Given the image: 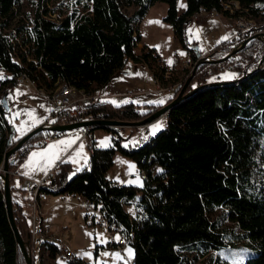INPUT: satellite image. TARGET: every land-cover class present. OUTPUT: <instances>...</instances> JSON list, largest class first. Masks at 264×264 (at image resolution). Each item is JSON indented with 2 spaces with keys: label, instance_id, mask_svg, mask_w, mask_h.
<instances>
[{
  "label": "trees",
  "instance_id": "obj_1",
  "mask_svg": "<svg viewBox=\"0 0 264 264\" xmlns=\"http://www.w3.org/2000/svg\"><path fill=\"white\" fill-rule=\"evenodd\" d=\"M220 1L185 0L187 8L178 13L177 0H90L89 11L68 14L58 22L43 17L47 9L38 10L29 29L23 25L15 28L19 44L25 49H17L22 62L19 66L12 44L4 35L11 28L18 0H0V69L7 73L0 80V101L4 102L0 103V163L6 151L19 141L5 107L9 89L19 85V72L25 71L38 88L66 83L87 91L107 85L128 60L144 62L157 72L160 56L155 49L143 44L136 51L141 42L137 23L149 7L155 2L166 5L163 21L186 47V19L200 6L218 7ZM238 1L244 7L250 5L249 13L253 17L264 19V0ZM130 6L134 9L128 14L124 8ZM241 42L240 36L221 41L207 53L211 61L197 67L185 90L188 95L170 107L167 128L151 136L141 148L126 151L121 144L125 137L121 134L111 140L110 147H94L88 156V167L75 175H71L75 171L71 163L58 162L53 180L43 183L40 190L52 195L67 191L100 205L111 218L133 231L128 245L133 250L135 264H195L211 252L229 248L226 241L231 237L254 251L244 264H264V42L253 38L227 59L213 61ZM191 54L199 58L202 52ZM223 72L234 73L237 78L210 82V77ZM188 76L167 103L178 94ZM194 81L195 87L203 85L190 93L195 88ZM107 101L95 99L75 113L64 110L54 118L55 123L82 120L134 123L161 107L148 103L115 107ZM41 135L42 132L35 133L9 157L11 192L12 174L26 157L33 140ZM13 137L18 138L13 140ZM117 151L133 159L137 169L147 171L143 187L118 185L106 179L105 173ZM224 165L235 175V192L228 196L222 194L230 180L222 171ZM155 166L161 170L154 174ZM140 192L143 213L129 219L124 205L136 199ZM19 194L29 196L25 192ZM12 212L29 249L31 224L23 205L13 195ZM47 247L54 257L55 245L48 243ZM0 264H25L8 221L1 179ZM70 264L82 263L76 260ZM216 264L228 263L217 260Z\"/></svg>",
  "mask_w": 264,
  "mask_h": 264
},
{
  "label": "rangeland",
  "instance_id": "obj_2",
  "mask_svg": "<svg viewBox=\"0 0 264 264\" xmlns=\"http://www.w3.org/2000/svg\"><path fill=\"white\" fill-rule=\"evenodd\" d=\"M177 10L178 13H182L184 11V7H179L180 4L185 5V0H177ZM90 6V0H18L15 7V18L10 23L12 29H15L16 26H26L28 29L30 28L31 20L34 14L38 10L44 11L45 9L51 10L52 13H55L56 19H61L62 17L68 14H80L85 11H89L88 8ZM125 11L130 14L132 13L134 7H125ZM166 13V5L161 2H155L152 6L149 7L148 12L139 20L137 23V29L139 34L142 36V43L147 44L148 46L154 47L156 52L161 56V58L167 63L169 59H176L179 61V64H172L170 67L173 70V82H182L185 78V74L189 71L188 69L183 68V62L188 60L191 56V53H206L209 52L213 47L224 41L223 37L229 36L235 32V26L231 20L224 17H217L213 14H210L208 17L201 18L197 22L192 19V17H188L185 21L184 26V40L186 43V47H183L181 43L176 39L173 33L172 27L163 21V16ZM255 22L257 23L258 29H264V19L260 16L254 17ZM149 21H160L163 26L159 24H149ZM215 21L213 24L212 22ZM192 28L193 32L197 29H200V39L197 41L195 35L191 36V43H189L190 37L188 34V29ZM263 32V31H262ZM20 39V37L18 36ZM236 38V36H235ZM233 38V39H235ZM20 41V40H19ZM156 46H160L159 50H157ZM141 48V45H137L136 51L138 52ZM201 48L203 51H201ZM184 52L186 55L180 56L178 53ZM192 58V57H191ZM0 72L3 73V76H7V73L0 69ZM136 73H140L141 75H135ZM225 73L231 72H223L219 75H215L209 78L210 82L216 81H227L222 79L221 77ZM191 74V73H190ZM189 74V75H190ZM152 72L149 70L147 65L144 62H134L132 60H128L123 69L117 72V74L112 78V80L105 86H95L92 89V92L98 95H111L110 97H102L101 100H115V101H139L142 103H147V101L158 100L162 97H170V93L167 92H157V93H143L144 89H151L152 86L147 78V76H151ZM213 78H216L213 80ZM195 84V81L192 82V85ZM19 90L21 93H25L19 97L15 96V92ZM126 92H131V95H125ZM169 95V96H168ZM9 96H12V99H8ZM40 105H44L45 108H50L51 103L49 99L43 98L38 93L35 86L30 84H21L14 86L9 89L6 98H5V107L8 111V121L13 112L30 109H36V115L39 118L45 120V117L49 115V112H46L44 108H41ZM11 109V112L9 111ZM28 117L21 115V117L16 120V124L19 125L21 120H27ZM163 122L160 118L153 121L149 126V134L151 126ZM10 123V122H9ZM11 127L13 125L10 123ZM121 131V129L119 130ZM130 130L124 129V132L121 134L125 138H128ZM139 134V130H135L134 134L130 133V136L136 137ZM110 137V132L97 129L95 131V138L97 139V143L105 138ZM40 138V137H38ZM34 139L32 142V146L28 151L26 157L22 160V162L18 165L16 171L19 175L24 171L21 167L28 159V156L32 151H39L43 148H38L34 146L35 141L38 139ZM85 145L84 151L89 156L87 151V147L85 142H82ZM121 144L124 145V141H121ZM99 145V143H98ZM79 146V145H78ZM78 146L76 148H78ZM47 147V146H46ZM45 148V147H44ZM72 150L71 154L76 150ZM120 161L126 162L125 164H121ZM83 161H81V164ZM3 161L0 163V172L3 173ZM58 164V163H57ZM129 164L135 165L136 173H138L136 163L130 157H127L117 151L113 158L112 166L106 171L105 177L112 183L122 182L124 184H130L128 181L136 180V175H129L130 169L128 168ZM78 165H74L71 163L72 169H75ZM161 168L159 166H155L152 168V173H156L160 171ZM224 174L230 178L227 182V187L222 191L224 196H228L234 194L235 192V175L231 172L230 168L227 165H224L222 168ZM43 174H36L32 179H40ZM24 176V175H22ZM26 177V176H24ZM1 178V177H0ZM28 178V177H26ZM118 178V179H117ZM141 180V179H140ZM142 181V180H141ZM143 183V182H142ZM136 185V184H130ZM11 194L14 199L19 201L21 200L22 195L19 193L14 194V190H12ZM141 194V193H140ZM140 194L137 195V198L134 199L131 203L124 205L125 210L129 213V216L134 218L135 216L142 215V209L139 204ZM55 201H60L59 195H48V200L44 206H50ZM58 203V204H56ZM50 208L42 207L45 212L44 218L50 220L52 223H58L59 230L54 235V242H59L60 244L66 245L73 252L77 259L81 261L82 264H117V260H114L112 254L119 253L114 248L110 247L108 244H101L97 237V234L101 233L98 231L97 227L89 224V220H84V211L79 208L76 204L73 203H59L56 202ZM27 215L31 213V206L27 209ZM40 216V215H37ZM225 226V225H224ZM86 233H91L92 237L90 238ZM100 237L107 240L104 234H99ZM96 241V242H95ZM226 242L230 243V247H226L225 249H219L216 252H211L203 258L198 259L195 264H216L217 260L225 261L228 264H231V261L236 256H242L244 258V262L249 257L254 255V251L245 245L243 242L235 240V238L231 240H227ZM95 245V247H93ZM97 245H99V249L97 251ZM34 250V264H39V258L41 255V243L38 238L33 247ZM84 252L92 253L93 259H88L82 257L80 254ZM109 253L108 256L103 255V253ZM50 264H70L64 262L59 258L58 255H55V258H50ZM46 263V264H49Z\"/></svg>",
  "mask_w": 264,
  "mask_h": 264
},
{
  "label": "built area",
  "instance_id": "obj_3",
  "mask_svg": "<svg viewBox=\"0 0 264 264\" xmlns=\"http://www.w3.org/2000/svg\"><path fill=\"white\" fill-rule=\"evenodd\" d=\"M249 7H244L238 0H222L219 3V6L213 7H205L200 6L197 11H195L191 17L194 21H198L201 18L208 17L210 14H213L217 17L225 16L229 20H231L235 26L236 34L235 36H240L242 40L253 37L254 35L263 33L261 37L264 39V29H258L257 23L254 20V17L249 13ZM45 19H49L55 22H58V19L55 17V13H52L51 10H48L46 14L43 15ZM263 31V32H262ZM9 39L12 44L13 56L15 58L16 63L19 66H22L21 59L18 56L17 49L25 50L19 43L18 34L15 29H7V32L4 34ZM18 44V45H17ZM208 53V52H207ZM207 53H202L199 58H195L193 55L190 56L188 60L183 62V68L188 69L189 71L185 74L188 76L189 73L193 70V68L199 63L200 58H207ZM192 57V58H191ZM173 64H179V61L173 59ZM159 69L156 71L150 70L152 75L149 76L148 80L151 89H144L143 93H157V92H167L172 94L177 86L181 84L178 82H173V70L169 67V65L163 61L162 59L158 60ZM184 76V77H185ZM18 84H30L36 87L34 80L29 77V75L25 71H21L18 73ZM38 93L41 97L49 99L51 106L53 109L51 113L44 120L42 125L46 127H51L55 123H51L54 118L64 110H68L69 113H75L76 110L80 106H85L91 103L95 99H100L102 97H110L111 95H98L93 93L92 91H87L84 89H77L66 83H55L52 88H38L36 87ZM125 95H131V92H126ZM163 120V128H167L169 115L168 111L164 112L160 117ZM152 123V122H151ZM151 123L141 124V125H106L99 126L96 124H91L83 127H78L71 130L60 131V130H46L42 132L40 138H38L34 146L38 148H43L44 146L58 141L60 139H66L70 137H74L76 134H79L80 140L77 141V146L81 142H85L87 151L89 154L93 152L95 147V131L97 129H103L110 132V138L118 139L121 135V130H131L134 127L133 133L135 130H139V134L136 137L128 136V138H124V145L127 144L128 147L124 148L126 151H133L141 148L145 143L149 142L151 139V135L149 134V126ZM148 135L149 139L147 141L143 140L142 136ZM109 138V137H108ZM138 141L139 143L136 146H133L132 141ZM57 166L52 168L47 175H44L42 179L35 180L32 178H26L18 175L17 173L12 174V188L14 190V194L25 192L29 194V206H31V213L27 215L28 220L31 224V233H30V242L31 245L28 249V254L31 257V260L34 263V244L36 239H44L43 250L47 256H50L49 249L47 247V239H51L54 237L56 232L59 230L58 227H53L48 224H44L39 227L40 218L44 215V211L42 209L41 201L47 200L49 193L40 190V186L48 181L53 180L55 171ZM138 175L141 180L147 179V171L145 169H137ZM0 172V177H1ZM1 179V178H0ZM17 183H19V187H17ZM62 203H73L76 204L79 208L84 211L89 222H92L94 226L97 227L98 231L104 234L107 238L108 245L114 248L120 254H124V250L128 247V241L133 238V231L126 228L124 225L119 224L116 220L111 218L100 205L96 204L93 200L75 194L71 192H62L59 194ZM60 202V201H59ZM60 202V203H61ZM40 215V216H37ZM129 219H133L129 216ZM119 236L120 242L115 241V237ZM52 245V243H50ZM56 255L59 256L64 262L70 263L75 262L76 257L74 252L66 247L64 244L55 245ZM124 260H126L124 258ZM124 260L118 261L117 264H124ZM128 264H135L134 260L131 259L128 261Z\"/></svg>",
  "mask_w": 264,
  "mask_h": 264
},
{
  "label": "snow or ice",
  "instance_id": "obj_4",
  "mask_svg": "<svg viewBox=\"0 0 264 264\" xmlns=\"http://www.w3.org/2000/svg\"><path fill=\"white\" fill-rule=\"evenodd\" d=\"M179 7H184L185 9L187 8L186 5L180 4ZM159 24L160 26H163V24L160 21H149V24ZM213 24L215 21L212 22ZM200 29H197L195 32H193L192 28L188 29V34L190 37L189 43H191V36L195 35L197 41L200 39ZM229 36L223 37L224 41L229 40ZM160 46H156L157 50H159ZM201 51L203 49L201 48ZM180 56L186 55L184 52H179L178 53ZM173 60L169 59L167 61V64L169 67L172 66ZM135 75H141L140 73H136ZM224 80H233L237 78V75L234 73H225L221 77ZM5 79L3 76V73L0 72V80ZM10 79V78H9ZM216 78H213L215 80ZM195 87V85H193ZM25 93L19 92L17 90L15 92V96L19 97L21 95H24ZM12 96H9L8 99H12ZM169 98L162 97L158 100H153V101H147L148 104L150 105H155V106H163L166 103V100ZM0 103H4L3 101H0ZM107 103L113 104L115 107H120L122 104H128V103H141L139 101H129V100H124V101H107ZM41 108H44L46 112L51 113L53 109L51 108H45L44 105H40ZM11 112V109L9 110ZM144 114V113H141ZM21 115L27 116V120H21L20 124H16V120H18ZM46 119V117H45ZM9 122L13 125V128L17 133H19V138H22L23 136L27 135L34 127H37L39 124H42L44 122V119L39 118L36 115V109H30V110H24L23 112L21 111H16L13 112L9 118ZM55 120H52L51 123H55ZM163 128V122L156 123L151 126L150 129V135L155 136L157 132H159ZM18 137H13V140H16ZM143 140L147 141L149 139L148 135H143L142 136ZM80 140L79 134H76L74 137L66 138V139H60L58 141H55L53 143H50L47 145V147L39 150V151H32L30 155L28 156L27 161L21 166L24 171L21 173L22 175L28 177V178H33L34 175L36 174H44L47 175L48 172L57 166V163H72L74 165H78L75 168V171L71 175H75L76 172L82 171L84 167H88V157L87 154L84 151L85 145L81 142L79 143L78 148L72 153L71 156H68L67 159H62V157L66 156L70 150L73 149V146L76 145L77 141ZM100 147H110L111 145V138H105L104 140H101L98 142ZM139 142L138 141H132L133 146H136ZM125 147H128L127 144L124 145ZM81 161L83 163L81 164ZM121 164H125L126 162L120 161ZM128 168L130 169L129 175H136V180H130L128 183L130 184H136L139 187H143V183L139 178V175L136 173L135 165L129 164ZM90 170V169H89ZM71 175L69 176V179H71ZM118 179V178H117ZM19 183H17V187H19ZM90 238L92 237L91 233H86ZM97 237L99 239V242L101 244H107L108 241L97 234ZM120 237L117 236L115 237L116 242H120ZM95 247V245H93ZM127 257L128 260H124V257L121 256L120 253H114L112 254V257L114 260L121 261L124 260V264H128V261L131 260L133 257L134 253L131 248L126 249ZM82 257L88 258V259H93L92 253L90 252H84L80 254ZM103 255L108 256L109 253L105 252ZM231 264H244V258L242 256H236L235 258L232 259Z\"/></svg>",
  "mask_w": 264,
  "mask_h": 264
},
{
  "label": "water",
  "instance_id": "obj_5",
  "mask_svg": "<svg viewBox=\"0 0 264 264\" xmlns=\"http://www.w3.org/2000/svg\"><path fill=\"white\" fill-rule=\"evenodd\" d=\"M262 36H263V33H260V34L254 35L253 37H249V38L242 40V42L239 43L235 48H233L227 55L223 56L220 59H215L213 61L219 62L221 60L227 59L231 53H234L238 49L242 48L247 42H249L253 38H259L264 42V39L261 38ZM209 61H211L210 56H208V59L207 58H200L199 63L193 68L191 74L186 79L185 84L183 85L181 90L178 92V94L171 101L164 104L157 111L151 113L150 115L143 118L142 120H139V121L134 122V123L118 121V120H82V121H76V122L69 123V124H57V125L54 124L50 128L46 127L42 124H39L37 127H34L27 135L23 136L22 138H19V141L17 142V144L14 147H12L8 151H6V153L4 154V160H3V164H2L3 165V173L1 174V181L3 182V193H4V200H5V208H6V212H7L8 221H9V224H10L11 229L13 231L14 237H15L16 242L18 244V247H19V249H20V251L23 254V257L25 259V264H33V261L31 260V257L28 254V249L26 248V245L23 242V240L19 234V231L17 229L16 223H15V220L13 217L12 194L10 191L9 173H8V159H9L10 155H14L15 152L22 146V144L25 141H27L30 137H32L35 133L43 132V131H46L48 129L66 131V130H71V129H75L78 127L91 125V124H96L99 126H101V125H103V126H106V125H126L127 126V125H141V124L151 123V122L157 120L164 112L169 111V109L172 105L176 104L178 101H180L182 98H184L185 96L188 95V93H185V90L187 88V85L190 83V80H191L194 72L196 71L197 67L200 64H202L204 62H209ZM261 62H262V60H261ZM202 85L203 84L196 86L195 88H193L191 90L190 93L194 92L196 89H198Z\"/></svg>",
  "mask_w": 264,
  "mask_h": 264
},
{
  "label": "crops",
  "instance_id": "obj_6",
  "mask_svg": "<svg viewBox=\"0 0 264 264\" xmlns=\"http://www.w3.org/2000/svg\"><path fill=\"white\" fill-rule=\"evenodd\" d=\"M148 12V11H147ZM221 17H224L225 18V16H221ZM227 18V17H226ZM235 34H236V31L234 32V33H232L231 34V37H230V39H233V38H235ZM229 39V40H230ZM139 45H143V43H142V36H141V42L140 43H138ZM147 45V44H146ZM151 47V46H150ZM154 48V47H153ZM155 49V48H154ZM156 51V50H155ZM157 53V52H156ZM205 53V52H204ZM207 53V52H206ZM158 54V53H157ZM159 55V54H158ZM192 55V54H191ZM160 56V55H159ZM160 59H162L161 58V56H160ZM163 60V59H162ZM164 61V60H163ZM147 78H149V76H147ZM169 96V95H168ZM166 98H169V97H166ZM167 101H168V99L166 100V103H167ZM165 103V104H166ZM55 125H57V123H55ZM18 135V137H19V133H17ZM108 138V137H107ZM79 145V144H78ZM77 145V146H78ZM47 146V145H46ZM46 146H44V147H46ZM77 146H75L72 150H74ZM43 147V148H44ZM95 147H99V148H103V147H100L99 145H98V143H97V139H96V141H95ZM72 150H70L69 151V153L66 155V156H64V157H62V159H67L68 158V156L71 154V152H72ZM16 173H17V171H16ZM18 174V173H17ZM19 175V174H18ZM20 176H22V175H20ZM43 176H44V174L42 175V178H43ZM23 177V176H22ZM42 178H40V179H42ZM36 180V179H35ZM39 180V179H38ZM114 184H118V185H121V184H124V183H122V182H119V183H114ZM135 186H137V185H135ZM139 187V186H138ZM141 193V192H140ZM140 193H138V194H140ZM50 195V194H49ZM22 197H27L25 200H19V202L23 205V207H24V209H25V213L26 214H28L27 213V208L29 207V196L28 195H23L22 194ZM21 197V198H22ZM47 200H48V198H47ZM47 200H44V201H41V205H42V207L44 206L43 204H45L46 202H47ZM56 202H59V201H55L53 204H55ZM60 203V202H59ZM52 204V205H53ZM56 204H58V203H56ZM64 204H66V203H64ZM52 205H50V206H44V207H46V209L47 208H50ZM44 216H45V214L40 218V221H39V227H41V226H43L44 224H48V225H50V226H53V227H58L59 228V225H57L58 223H52L50 220H47L46 218H44ZM99 234H102V233H99ZM106 237V236H105ZM39 240V242L41 243V255H40V258H39V264H46V263H48L49 261H51V259L50 258H55V256L54 257H52V256H47L46 254H45V252H44V250H43V242L45 241L44 239H38ZM48 243H52L53 245H59L60 243L59 242H57V243H55L54 242V237L53 238H51V239H47L46 240ZM96 242V241H95ZM127 248H130L129 247V245H128V247ZM126 248V249H127ZM99 249H101V248H99V245H97V251L99 250ZM126 249L124 250V254H121V256H123L126 260H128V257H127V253H126ZM131 259H133V257L131 258ZM76 260H79V259H77L76 258ZM80 261V260H79ZM81 262V261H80ZM51 262H49V264H50ZM117 263H118V261H117ZM34 264V263H33Z\"/></svg>",
  "mask_w": 264,
  "mask_h": 264
},
{
  "label": "bare ground",
  "instance_id": "obj_7",
  "mask_svg": "<svg viewBox=\"0 0 264 264\" xmlns=\"http://www.w3.org/2000/svg\"><path fill=\"white\" fill-rule=\"evenodd\" d=\"M11 156V155H10ZM9 160V159H8Z\"/></svg>",
  "mask_w": 264,
  "mask_h": 264
}]
</instances>
